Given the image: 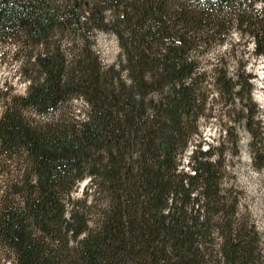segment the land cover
<instances>
[{"label":"trees","instance_id":"obj_1","mask_svg":"<svg viewBox=\"0 0 264 264\" xmlns=\"http://www.w3.org/2000/svg\"><path fill=\"white\" fill-rule=\"evenodd\" d=\"M256 2L0 0V45L12 40L28 65L25 93L0 101V158L22 170L0 189L11 264H264V229L227 162L242 130L264 172L253 75L225 60L233 45L213 53L233 30L264 56ZM92 30L116 38L113 63L93 50ZM208 118L219 139L191 147Z\"/></svg>","mask_w":264,"mask_h":264},{"label":"rangeland","instance_id":"obj_2","mask_svg":"<svg viewBox=\"0 0 264 264\" xmlns=\"http://www.w3.org/2000/svg\"><path fill=\"white\" fill-rule=\"evenodd\" d=\"M263 4L256 2L254 8L260 10ZM91 39L93 41V50L99 55L103 64L113 63L118 56L119 47L116 38L109 32L102 30H92ZM231 45L237 50L235 58H225L230 66L237 63L238 60L244 63L246 71L253 75L251 81L253 84L252 97L260 109V118L264 122V56L256 57L252 54V42L245 36L240 37L236 31L231 32V37L225 44L215 45L214 55H220L222 51ZM24 58V51L15 46L12 40L0 45V101L5 92L10 94H24L28 85L25 80L28 65L24 68L20 66V61ZM70 107L77 116L82 117V111L86 109L85 103L80 99H73ZM217 106H214L216 108ZM1 110V109H0ZM220 124L214 118H208L200 122L199 131L201 135L195 137L191 147L198 141L204 140L203 148L207 145H215L219 139ZM239 147L238 155L228 156V164L231 171V182L233 181L242 192L241 203L243 209L251 214L253 222L259 230L264 229V172L257 171L251 162V153L249 149L248 135L242 130L238 133ZM183 159V164L185 165ZM21 166L11 160L0 158V189L3 184L11 185L19 178ZM88 178L79 182L72 190V195L82 197ZM9 254L0 249V264H11L7 260Z\"/></svg>","mask_w":264,"mask_h":264}]
</instances>
